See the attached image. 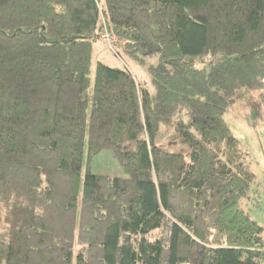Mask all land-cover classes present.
<instances>
[{"label":"trees","instance_id":"trees-1","mask_svg":"<svg viewBox=\"0 0 264 264\" xmlns=\"http://www.w3.org/2000/svg\"><path fill=\"white\" fill-rule=\"evenodd\" d=\"M100 36L160 54L150 87L90 80ZM242 89H264V0H0V264H264L223 119ZM103 150L126 178L90 172Z\"/></svg>","mask_w":264,"mask_h":264},{"label":"rangeland","instance_id":"rangeland-1","mask_svg":"<svg viewBox=\"0 0 264 264\" xmlns=\"http://www.w3.org/2000/svg\"><path fill=\"white\" fill-rule=\"evenodd\" d=\"M90 80L93 81L98 63L110 68L128 71L138 82L150 87L149 68L160 62V54H137L131 57L122 43L96 37L91 43ZM232 136L237 139L240 151L245 155V164L254 175V183L247 198L238 203L252 221L262 228L264 244V89L252 91L242 89L236 102L223 116ZM86 160L84 157L82 175ZM90 172L110 178H126L124 169L112 151L103 150L92 158Z\"/></svg>","mask_w":264,"mask_h":264},{"label":"built area","instance_id":"built-area-1","mask_svg":"<svg viewBox=\"0 0 264 264\" xmlns=\"http://www.w3.org/2000/svg\"><path fill=\"white\" fill-rule=\"evenodd\" d=\"M106 38H107V35H106ZM108 39V38H107Z\"/></svg>","mask_w":264,"mask_h":264}]
</instances>
